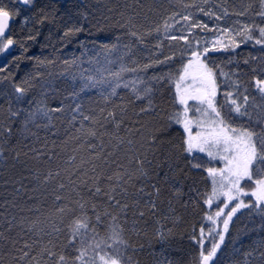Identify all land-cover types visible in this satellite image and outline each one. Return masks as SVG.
Listing matches in <instances>:
<instances>
[{
	"label": "trees",
	"instance_id": "trees-1",
	"mask_svg": "<svg viewBox=\"0 0 264 264\" xmlns=\"http://www.w3.org/2000/svg\"><path fill=\"white\" fill-rule=\"evenodd\" d=\"M0 264H203L215 162L193 153L177 83L202 16L232 42L203 61L215 113L253 135L264 179V0H0ZM12 43V49L5 46ZM209 264H264V203ZM210 237V239H208Z\"/></svg>",
	"mask_w": 264,
	"mask_h": 264
},
{
	"label": "rangeland",
	"instance_id": "rangeland-1",
	"mask_svg": "<svg viewBox=\"0 0 264 264\" xmlns=\"http://www.w3.org/2000/svg\"><path fill=\"white\" fill-rule=\"evenodd\" d=\"M203 20L214 25L203 27L200 39L204 54H197L187 63L176 89L178 99L186 108L184 121L188 143L193 153L208 156L215 162L209 171L211 177V223L214 232L219 235L216 249L206 256L203 264H209L220 246L229 223L237 213L248 209L253 203H264V179L253 188H247L244 180L249 177L250 166L256 155L253 135L235 130L220 121L215 113V99L218 95L216 75L203 61L204 55L217 53L232 42L231 34L220 26L224 20L217 14L202 16ZM210 239V237L208 238ZM108 264H117L115 262Z\"/></svg>",
	"mask_w": 264,
	"mask_h": 264
},
{
	"label": "water",
	"instance_id": "water-1",
	"mask_svg": "<svg viewBox=\"0 0 264 264\" xmlns=\"http://www.w3.org/2000/svg\"><path fill=\"white\" fill-rule=\"evenodd\" d=\"M11 25L12 21L10 16L5 12L0 11V38L5 37L9 34ZM5 49L7 51H10L12 49V43L8 42L5 46Z\"/></svg>",
	"mask_w": 264,
	"mask_h": 264
}]
</instances>
